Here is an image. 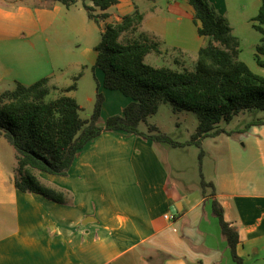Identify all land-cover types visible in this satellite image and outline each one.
Wrapping results in <instances>:
<instances>
[{
    "label": "crops",
    "instance_id": "1",
    "mask_svg": "<svg viewBox=\"0 0 264 264\" xmlns=\"http://www.w3.org/2000/svg\"><path fill=\"white\" fill-rule=\"evenodd\" d=\"M208 1L226 17L239 44L248 27L257 33L251 44L254 56L261 34L251 20L261 1ZM79 2L83 7L81 1L66 8L58 2L0 0V85H30L48 78L55 98L66 95L78 103V82L75 90L60 91L72 82L60 83L46 35L58 14L68 15L64 11ZM87 6L95 16L107 14L97 23L88 17L97 25L99 38L105 24L120 22L137 7L143 19L132 35L145 34L159 49L146 55L145 62L165 52L195 62L207 43L197 32L187 0H118L106 11L91 2ZM96 55L94 50L92 65ZM173 62L181 64L180 59ZM100 73H93L99 83ZM100 91L104 123L122 114L130 99L119 91ZM252 121L228 130L237 133L211 138L213 177L208 182L224 220L238 232L237 256L243 264H264V125ZM162 147L123 131L102 132L78 152L66 176L35 172L43 184L62 192L64 203L18 191L13 177L12 186L1 179L0 264H237L212 214L210 197L198 188L184 191L174 185L160 155L166 151Z\"/></svg>",
    "mask_w": 264,
    "mask_h": 264
},
{
    "label": "trees",
    "instance_id": "2",
    "mask_svg": "<svg viewBox=\"0 0 264 264\" xmlns=\"http://www.w3.org/2000/svg\"><path fill=\"white\" fill-rule=\"evenodd\" d=\"M58 2L70 8L78 1L83 3L88 17L99 22L106 18L92 14V7L106 11L118 0H40ZM194 10L193 20L197 32L207 38L196 56L193 69L175 70L169 67H154L144 58L149 53H159L158 43L145 34L137 32L143 14L135 8L120 22L107 23L100 41L94 47L96 59L92 72L99 70L102 81L96 80L93 109L88 119L79 116L80 107L70 96L61 95L45 101L50 93L49 79L24 85L14 82L13 89L0 92V136L12 146L16 166L13 185L24 193L42 195L48 200L64 203L62 192L43 184L35 172L66 176L78 152L93 138L104 131H123L155 143H164L173 148L193 144L200 149L198 160L202 163L204 152L201 142L205 138L220 134L232 135L220 127L245 111L259 110L261 118L252 124L264 125V77L251 71L246 63L238 59L239 41L232 34L225 16L219 14L208 0H187ZM254 18L252 27L261 34L255 47L254 59L264 68V0ZM79 73L71 85L60 91L76 89ZM100 88L119 91L130 99L122 114L109 116L101 123L104 95ZM170 104L174 113L192 112L197 125L190 140L179 143L160 133L153 125H147L148 117L157 113L160 105ZM145 123L146 130L140 129ZM247 127V126H246ZM200 189L204 197H210L212 214L217 218L232 260L243 264L236 254L239 241L236 228L223 218L221 206L213 199L215 193L211 182L200 174ZM210 189L207 194L206 189Z\"/></svg>",
    "mask_w": 264,
    "mask_h": 264
},
{
    "label": "rangeland",
    "instance_id": "3",
    "mask_svg": "<svg viewBox=\"0 0 264 264\" xmlns=\"http://www.w3.org/2000/svg\"><path fill=\"white\" fill-rule=\"evenodd\" d=\"M77 7L69 9L68 15L58 14V20L53 29L48 31V50L53 61L54 67L61 74V84L71 83L72 75L84 73V77L78 79V92L76 94L78 103L82 107L79 111L81 119H88L92 113L95 100L96 81L91 70L94 47L100 41L99 33L96 30L97 25L89 21L87 13L80 2ZM89 4V2H85ZM255 31L248 27L245 37L239 44L240 53L238 59L247 64L254 73L264 77V68L256 65L253 49L251 44L256 37ZM257 34V33H256ZM181 61V64L173 62V59ZM146 62L156 66H165L175 70L193 69L195 62L190 57L185 59L180 55H174L171 52H165L162 56L151 55ZM101 74V73H100ZM80 80V81H79ZM14 84L2 83L0 92L13 89ZM55 91L45 98L50 101L55 98ZM263 113L259 110L245 111L229 123H221L220 127L225 130H234L242 127L247 122L261 117ZM147 125H153L157 131L168 135L179 143H185L190 140L194 133L197 119L192 112L182 111L174 113L170 104L160 105L156 114L150 116L146 120ZM142 123L140 129L145 131L147 125ZM166 151L160 150V155L167 166L172 182L181 190L200 189V180L202 173L204 180L209 181L213 177V148L214 141L211 138H205L201 142V149L204 152L202 163H199L198 155L200 149L188 144L184 147L173 148L167 144L160 143ZM16 162L14 159V150L6 139L0 136V180L3 184L12 186V177ZM207 194L210 189H206Z\"/></svg>",
    "mask_w": 264,
    "mask_h": 264
},
{
    "label": "built area",
    "instance_id": "4",
    "mask_svg": "<svg viewBox=\"0 0 264 264\" xmlns=\"http://www.w3.org/2000/svg\"><path fill=\"white\" fill-rule=\"evenodd\" d=\"M166 220H172L174 217L172 215H164Z\"/></svg>",
    "mask_w": 264,
    "mask_h": 264
}]
</instances>
